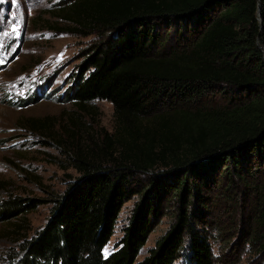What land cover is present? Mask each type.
Wrapping results in <instances>:
<instances>
[{
	"label": "trees",
	"instance_id": "obj_1",
	"mask_svg": "<svg viewBox=\"0 0 264 264\" xmlns=\"http://www.w3.org/2000/svg\"><path fill=\"white\" fill-rule=\"evenodd\" d=\"M52 15L63 24L49 29L101 38L63 95L79 109L109 102L115 129L100 144L74 140L78 176L38 230L22 223L32 199H0V223L13 224L3 232L21 240L0 264H225L208 241L215 187L238 195L230 228L264 264V0H62ZM155 20L172 24L167 38ZM218 88L220 101L202 100ZM138 192L104 256L122 204ZM165 204L172 221L137 260Z\"/></svg>",
	"mask_w": 264,
	"mask_h": 264
},
{
	"label": "rangeland",
	"instance_id": "obj_2",
	"mask_svg": "<svg viewBox=\"0 0 264 264\" xmlns=\"http://www.w3.org/2000/svg\"><path fill=\"white\" fill-rule=\"evenodd\" d=\"M60 1L0 0V199L7 195L20 197L26 203L32 199L35 206L23 215L22 222L30 229L29 233L45 223L53 200L78 176L68 158L74 140L81 137L91 144V138L100 144L103 134H111L115 129L109 102L94 99L79 109L63 95L80 73L84 56L101 38L96 33L83 36L49 29L47 24H63L52 15ZM153 23L167 38L172 24L165 25L159 20ZM177 29L181 33V24ZM173 37L174 34L166 40L165 46L175 43ZM222 90H211L202 100L220 101ZM146 177L136 175L137 184L133 187H139ZM221 191L214 188L216 198L210 204L208 241L213 256H219L225 264H257L254 255L238 243L235 230L230 228L239 223L238 195L235 192L223 195ZM139 198L140 192L134 193L122 204L113 233L102 248L104 256L118 245ZM172 211V204L163 206L137 260L168 229ZM225 221L231 222L226 226ZM12 227L13 224L0 223V260L9 249L16 250L21 241L17 240L18 234L3 232ZM172 264L185 263L180 257Z\"/></svg>",
	"mask_w": 264,
	"mask_h": 264
},
{
	"label": "snow or ice",
	"instance_id": "obj_3",
	"mask_svg": "<svg viewBox=\"0 0 264 264\" xmlns=\"http://www.w3.org/2000/svg\"><path fill=\"white\" fill-rule=\"evenodd\" d=\"M16 29L14 28L13 31H15Z\"/></svg>",
	"mask_w": 264,
	"mask_h": 264
}]
</instances>
